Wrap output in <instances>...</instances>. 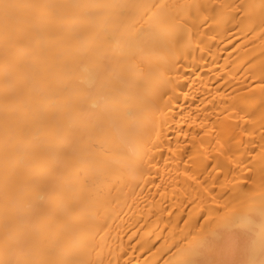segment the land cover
I'll list each match as a JSON object with an SVG mask.
<instances>
[{
    "label": "bare ground",
    "instance_id": "6f19581e",
    "mask_svg": "<svg viewBox=\"0 0 264 264\" xmlns=\"http://www.w3.org/2000/svg\"><path fill=\"white\" fill-rule=\"evenodd\" d=\"M0 264H264V0H0Z\"/></svg>",
    "mask_w": 264,
    "mask_h": 264
}]
</instances>
